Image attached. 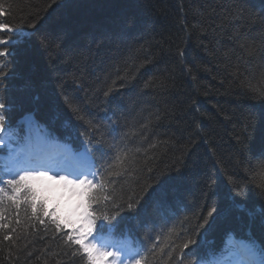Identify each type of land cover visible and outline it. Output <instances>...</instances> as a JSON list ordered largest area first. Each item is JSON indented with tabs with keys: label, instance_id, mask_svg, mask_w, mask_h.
Returning a JSON list of instances; mask_svg holds the SVG:
<instances>
[{
	"label": "trees",
	"instance_id": "obj_1",
	"mask_svg": "<svg viewBox=\"0 0 264 264\" xmlns=\"http://www.w3.org/2000/svg\"><path fill=\"white\" fill-rule=\"evenodd\" d=\"M0 2L7 13L0 21L30 34L8 48L14 55L0 96L12 137L5 140L36 147L39 126L73 154L99 144L90 164L105 184L102 195L116 199L87 210L115 217L104 237L146 255L141 264H180L179 246L189 237L193 260L222 255L228 234L264 245V192L252 181L264 163V96L249 87H264V0ZM108 87L114 91L106 97ZM122 152L127 172L109 176L105 168ZM8 155L0 148V168ZM7 195L10 189L0 204L9 224L0 231V264H87L67 240L66 233L75 235L69 220H78L66 200L42 193L46 210H57V231L51 216ZM129 196H143L135 211L127 209Z\"/></svg>",
	"mask_w": 264,
	"mask_h": 264
},
{
	"label": "snow or ice",
	"instance_id": "obj_2",
	"mask_svg": "<svg viewBox=\"0 0 264 264\" xmlns=\"http://www.w3.org/2000/svg\"><path fill=\"white\" fill-rule=\"evenodd\" d=\"M6 15L5 5L0 2V17H6ZM30 27H35V25H30ZM0 33H14L17 37V39L12 40L9 39L7 35H0V46H5L3 49H0V83H2L8 75L5 70L10 62L8 58L14 55V53L8 51V48L21 42V40L28 37L30 34L26 33L23 29L13 28L4 21H0ZM181 55H183V53H181ZM249 55H251V52H249ZM119 72L120 69L117 68V76L121 78L119 77ZM114 84L115 81H113V85ZM249 87L250 90L256 91L264 96V87L257 88L251 85V83ZM113 91V87H108L104 95L107 97L113 93ZM65 102L68 103L73 112L80 111L78 105L74 104L67 97H65ZM6 108L7 104L3 97L0 96V148L7 147L9 150L8 162L0 168V172H2V175H0V204L3 203L6 190L10 189L11 195H7V199L17 202V197L19 196L26 203L30 204L34 213L38 208L39 212L43 213V215L51 216L53 218L52 223L55 225L56 230L62 231L61 222L57 216V210L54 209L49 213L44 206L46 197H44L42 193L49 191L50 186H40L38 182L42 180L63 182L65 187L71 186L72 195L80 198V203L77 205V208L85 209L83 212L78 213V221L74 222L69 220V224L72 225L75 235L71 232L66 233L67 240L70 244L78 245L73 255L83 253L84 257L87 259V264H141V261L146 260V255L142 254L140 251L134 250L126 244L117 246V244L110 243L104 238L103 232L105 228L107 227L108 231H112L115 227L111 224V220L115 219L114 216L110 217L104 214L97 216L95 210H87L88 208H92L94 203L99 204L101 198L105 202L115 204L116 198L112 197L110 193L108 195H102L105 192V184L102 180L97 178L96 172H92L89 168L88 170H79L74 174L66 172L62 174L64 170L61 168L56 170L53 175H49L48 173L53 171L51 165L55 162L58 150L48 141L46 134H42V130L39 126L35 127V146L42 152H47L48 154L46 156H42L39 152L33 150L34 146L31 140L17 148H13L10 143L6 142V136L10 139L12 137L11 129L6 127ZM99 147V144L87 147L81 154L80 162L90 160V153L94 150H98ZM151 147H155V145H151ZM137 151H139V149H137ZM127 158L128 152L117 154L114 160L108 163L104 171L107 172L109 176H121L123 173L127 172V169L124 167ZM259 159L264 161V143H262L260 147ZM116 167H119L120 171H112V169ZM148 171L151 172L152 169L149 168ZM70 175H72V178H69ZM100 175L103 176V173H100ZM4 177L8 178L4 179ZM262 177H264V163H262L259 168L254 169L252 174L253 183L264 192V178ZM110 183L114 184L115 182L110 181ZM149 188H151V185L145 187V194H147ZM85 198L87 200L86 206L84 203ZM142 199L143 196L133 201L132 196H129L127 200V209L129 211H135L137 206L141 204ZM37 201H39V205H37ZM234 206L240 212L246 211L240 204H235ZM116 207H119V205H116ZM214 212V208L208 211L207 217H211ZM249 214L251 215V213ZM261 215L264 216V212H262ZM207 217L203 218V222L199 225L200 227H203L204 224L208 222ZM98 219L107 222L106 224L101 223L99 229H97L96 224ZM40 222L44 223L43 220ZM77 223L79 227H76ZM8 227L9 224L4 222L3 212L0 211V231ZM262 227H264V224H262ZM11 231L15 233L16 229L12 228ZM93 231H96V235H93ZM3 240L10 241L13 240V237L8 233H4ZM14 242L15 241H13V243ZM195 244L196 241L189 237L179 246L181 252L180 264H185V261H187V264H264V245L258 244L252 237L237 238L233 234H228L225 237L224 248L222 250L223 254L208 260H193L190 258L194 255L190 249V245ZM155 248L156 245L153 244V248L147 251H153ZM185 249H189V251L185 252ZM160 250L163 251V249ZM173 251H175V247L168 252L169 258H172ZM29 255H31V253H29ZM108 257H111V259H108Z\"/></svg>",
	"mask_w": 264,
	"mask_h": 264
},
{
	"label": "rangeland",
	"instance_id": "obj_3",
	"mask_svg": "<svg viewBox=\"0 0 264 264\" xmlns=\"http://www.w3.org/2000/svg\"><path fill=\"white\" fill-rule=\"evenodd\" d=\"M36 152H39V150H34ZM42 156H43V152L40 151L39 152ZM69 158V157H68ZM66 158V168L70 169L73 172H77L76 169H79V167H74V165L72 164V161L70 159ZM78 160H74V164L76 166H80L81 163L79 162L78 164ZM87 162V161H86ZM74 168H73V167ZM80 170V169H79ZM49 175H53L54 173H48ZM64 174V173H62ZM72 178V177H69ZM42 184H44L45 186H50V189L56 193L57 195H59L60 200L64 201L66 200L68 202V207L70 212L72 213V215L79 220V216L78 213L82 212V208H77V205L80 203V198L77 196L72 195L71 193V186H67L65 187L63 185V182H57V181H49V180H42L40 181ZM91 239V238H90ZM108 259H111V257H108Z\"/></svg>",
	"mask_w": 264,
	"mask_h": 264
},
{
	"label": "bare ground",
	"instance_id": "obj_4",
	"mask_svg": "<svg viewBox=\"0 0 264 264\" xmlns=\"http://www.w3.org/2000/svg\"><path fill=\"white\" fill-rule=\"evenodd\" d=\"M51 166H52V168H54V167H56V164H52Z\"/></svg>",
	"mask_w": 264,
	"mask_h": 264
}]
</instances>
